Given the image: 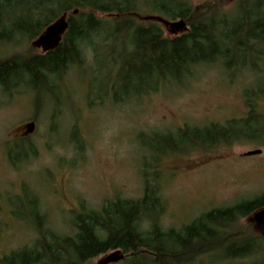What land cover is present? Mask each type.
Wrapping results in <instances>:
<instances>
[{
    "label": "trees",
    "instance_id": "trees-1",
    "mask_svg": "<svg viewBox=\"0 0 264 264\" xmlns=\"http://www.w3.org/2000/svg\"><path fill=\"white\" fill-rule=\"evenodd\" d=\"M64 15L68 28L57 49L0 61L3 92L22 85L38 100L45 89L54 99L51 90L71 69L84 74L91 57L98 90H109L97 100L117 105L179 84L199 66L218 63L226 72L254 73L242 55L264 59V50H258L264 46V0H236L229 10L199 11L189 0H0V47L33 43ZM161 17L182 20L187 30L168 37L157 22ZM260 95L264 89L252 95L245 90L244 118L154 131L141 139L151 155L141 169V196L105 200L97 211L79 204L69 234L46 228L32 200L36 238L31 246L0 258V264H88L117 251L119 264H238L255 257L250 264H264L258 258L264 254V238L237 229L240 220L264 208V193L206 211L181 227H165L156 164L161 156L238 143L264 147V113L256 104ZM14 147L9 158L15 164Z\"/></svg>",
    "mask_w": 264,
    "mask_h": 264
},
{
    "label": "rangeland",
    "instance_id": "rangeland-1",
    "mask_svg": "<svg viewBox=\"0 0 264 264\" xmlns=\"http://www.w3.org/2000/svg\"><path fill=\"white\" fill-rule=\"evenodd\" d=\"M189 1L199 11L229 10L236 0ZM180 21L161 17L157 22L171 37L170 25ZM42 53L34 42H17L0 47V61ZM240 58L239 62L243 58L254 66L255 72L230 73L218 63L199 66L179 84L117 105L97 100L109 90H98L91 57L84 74L71 69L59 87L51 90L54 99L46 89L38 100L29 87L21 85L9 93L0 88V258L31 246L36 238L32 200L46 228L69 234L72 212L79 204L97 211L105 200L141 196V169L151 155L140 140L151 132L244 118L245 90L252 95L264 89V59L257 60L254 54ZM256 104L264 113V95L257 97ZM31 122L34 130L26 135L25 126ZM14 145L15 164L9 158ZM255 150L261 153L244 155ZM156 164L165 227H181L206 211L264 193V147L258 144L171 154L159 157ZM252 217L240 220L237 229L256 237ZM119 258L120 252H109L88 264H119Z\"/></svg>",
    "mask_w": 264,
    "mask_h": 264
},
{
    "label": "water",
    "instance_id": "water-1",
    "mask_svg": "<svg viewBox=\"0 0 264 264\" xmlns=\"http://www.w3.org/2000/svg\"><path fill=\"white\" fill-rule=\"evenodd\" d=\"M68 24L66 20V16H62L59 20L51 24L46 30L42 33V35L34 42V45L37 47H41L44 52H50L58 48L60 42L62 40L63 35L67 31ZM172 28V33H183L187 30V27L183 21L179 23H174L170 25ZM34 123L31 122L25 126L26 135H29L34 130ZM261 153L260 150L250 151L245 153L244 155L247 157L256 156ZM254 227L256 232L260 235V237L264 238V208L256 212L252 217Z\"/></svg>",
    "mask_w": 264,
    "mask_h": 264
}]
</instances>
